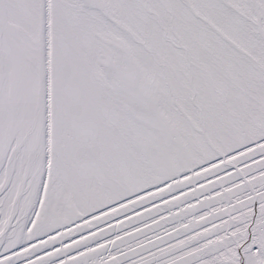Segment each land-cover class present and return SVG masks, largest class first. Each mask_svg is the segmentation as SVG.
Segmentation results:
<instances>
[{
  "label": "snow or ice",
  "instance_id": "1",
  "mask_svg": "<svg viewBox=\"0 0 264 264\" xmlns=\"http://www.w3.org/2000/svg\"><path fill=\"white\" fill-rule=\"evenodd\" d=\"M0 264H264V0H0Z\"/></svg>",
  "mask_w": 264,
  "mask_h": 264
}]
</instances>
